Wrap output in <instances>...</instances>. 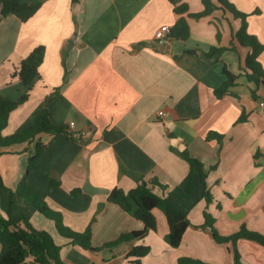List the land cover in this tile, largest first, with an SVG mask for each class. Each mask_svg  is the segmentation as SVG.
Here are the masks:
<instances>
[{
	"label": "crops",
	"instance_id": "1",
	"mask_svg": "<svg viewBox=\"0 0 264 264\" xmlns=\"http://www.w3.org/2000/svg\"><path fill=\"white\" fill-rule=\"evenodd\" d=\"M230 1L249 13L247 30L264 43V0ZM182 5L187 10L178 12ZM202 9L201 0H43L26 21L10 14L0 22V96L17 99L25 92L17 67L35 47H45L29 98L11 113L3 134L31 126L44 108L54 125L74 121L93 132L81 139L41 133L46 147L26 182L67 226L77 231L90 226L94 246L144 226L108 200L113 188L128 191L144 181L153 186L157 179L168 185V195L186 184L190 167L184 150L207 173L211 201L203 197L198 171L192 195L171 197L191 222L178 247L167 240L164 212L154 208L157 227L145 237L90 252L61 236L54 221L16 190L36 141L0 146V207L10 208L6 188L12 189V216L25 215L50 232L66 264H127L128 250L138 244L150 247L145 264H178L181 256L235 264L234 247L242 264H264L263 244L244 237L217 242L211 227L203 225L207 211L221 235L242 225L264 234V107L259 104L264 84L254 99L256 83L247 77L245 62L251 47L234 35L241 19L221 8L200 18L189 15ZM182 16L190 26L188 39L154 40L159 26L172 27ZM231 44L234 50L205 54L212 46ZM258 59L264 68V50ZM223 63L238 78L233 93L218 98L214 88L225 80ZM209 132L223 137L209 139Z\"/></svg>",
	"mask_w": 264,
	"mask_h": 264
},
{
	"label": "trees",
	"instance_id": "2",
	"mask_svg": "<svg viewBox=\"0 0 264 264\" xmlns=\"http://www.w3.org/2000/svg\"><path fill=\"white\" fill-rule=\"evenodd\" d=\"M203 9L199 12L189 13L190 16L200 18L209 15L217 8L224 11H230L241 19V27L234 35L237 40L246 46L251 47V52L246 57L247 77L256 83V88L252 90L254 99H258L257 88L259 83L264 84V68L258 57L264 50L262 43L255 34L249 33L247 30L249 13L240 11L230 0H201ZM43 0H34L31 3L22 2L21 0H0V22L4 17L14 14L21 21L29 19L41 6ZM178 12L187 10L186 5L176 8ZM258 12V10H255ZM171 37L178 40H186L190 35V26L185 17H180L171 27ZM226 49L234 50V45L229 47L212 46L205 54L212 56L215 52H221ZM45 47L39 45L35 47L26 57H24L16 70V74L21 79L25 92L17 99H11L6 96H0V146H10L21 142L35 143L34 154L28 159L27 171L22 180L17 185L18 194L30 201L35 208L44 216L54 221L59 234L69 242L78 244L85 250L90 252H98L104 247H114L122 242H128L136 239H142L149 231L155 230L157 227V219L153 213L154 208L161 209L166 217L168 224L167 240L171 247H178L181 243L184 232L191 224L187 217V212L178 207L171 197L188 198L194 191V172L198 171L200 180L203 184V197L207 201H211L213 196L207 186V173L204 164L197 158L191 156L187 151H182L181 155L189 163V173L186 184L183 186L173 187L168 190V195L164 191L168 185L160 183L157 179L152 181L153 186L158 185L163 193L154 190L153 186H149L147 182H141L134 188L125 191L121 188H113L108 195V200L118 204L123 210L130 213L144 224L142 229L132 230L122 233L117 238L104 243L101 246H94L91 238V228L88 226L84 231H77L67 226L62 219L59 211L50 208L43 197L33 191L26 182V174L31 169L37 167V160L45 150L46 145L40 140L41 133H66V126L54 125L50 119V113L44 108L38 116L36 122L31 126L11 134H3V129L7 126L11 113L21 106L29 98V90L39 76V66L44 57ZM225 80L218 87L214 88V93L218 98L226 94L233 93L231 88L236 85L238 74L232 72L226 63L222 66ZM242 119V117H241ZM223 134L217 132H209L207 138L221 139ZM54 185V183H53ZM6 188V187H5ZM10 192V208L4 210L0 207V264H66L60 255L61 245L57 244L51 235L45 229L35 227L31 221L25 216L14 218L12 216V189L6 188ZM203 225L210 226L213 237L217 242H225L232 240L234 243L238 238L244 237L254 240L264 245V234L247 228L242 225L241 228L231 235H221L214 227L215 218L207 211H204ZM235 249V264H242L239 260V254ZM150 251L148 245L138 244L132 246L126 255L127 264H145L142 259ZM178 264H212L195 259L190 256H181L178 258Z\"/></svg>",
	"mask_w": 264,
	"mask_h": 264
},
{
	"label": "built area",
	"instance_id": "3",
	"mask_svg": "<svg viewBox=\"0 0 264 264\" xmlns=\"http://www.w3.org/2000/svg\"><path fill=\"white\" fill-rule=\"evenodd\" d=\"M170 34H171V26L168 24H162L155 30L153 38L156 42L164 43V42L169 41L172 38ZM259 104L264 107L263 100H261ZM158 114L164 115L165 112L163 110H160ZM92 133L93 132L91 129H82V128L76 127V124L74 121H70L66 126V134L74 139L87 138V137H90Z\"/></svg>",
	"mask_w": 264,
	"mask_h": 264
}]
</instances>
